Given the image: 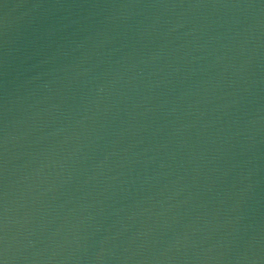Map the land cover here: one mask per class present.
<instances>
[{
  "label": "water",
  "instance_id": "obj_1",
  "mask_svg": "<svg viewBox=\"0 0 264 264\" xmlns=\"http://www.w3.org/2000/svg\"><path fill=\"white\" fill-rule=\"evenodd\" d=\"M0 264H264V0H0Z\"/></svg>",
  "mask_w": 264,
  "mask_h": 264
}]
</instances>
